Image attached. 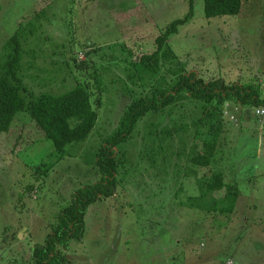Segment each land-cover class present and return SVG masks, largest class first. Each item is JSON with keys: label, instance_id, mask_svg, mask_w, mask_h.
I'll return each mask as SVG.
<instances>
[{"label": "rangeland", "instance_id": "obj_1", "mask_svg": "<svg viewBox=\"0 0 264 264\" xmlns=\"http://www.w3.org/2000/svg\"><path fill=\"white\" fill-rule=\"evenodd\" d=\"M192 1V18L168 41L176 58L162 60L160 72L140 88L126 80L122 63L112 65L121 58L115 47L122 44L133 59L152 53L156 37L188 12L187 0H0V52L20 24L35 20L44 9L38 22L42 29L31 43L36 65L49 71L55 63L57 70L48 72L53 83L47 87L32 84L35 94H63L78 82L89 87L92 101H101L88 137L67 145L62 155L26 113H18L9 131L0 132V264H33V248L51 233L60 213L84 186L98 181L96 155L133 93L169 90L180 67L205 82L264 83V0H242L239 14L211 19L204 16L203 0ZM97 49L101 57L85 56ZM66 61L69 70L62 65ZM96 79L102 83L99 93ZM254 111L233 99L225 107L228 120L213 170L220 169L224 181L240 192L229 218L180 205L197 195L195 183H182L184 193L175 199V160L156 176L140 161L136 136L114 194L87 207L83 238L70 242L68 264H264V114ZM146 121L168 126L167 116L155 115L140 122L139 129ZM195 143L213 150L201 136ZM176 145L170 146L173 152ZM184 162L182 157L180 166ZM194 168L199 176L209 174V168Z\"/></svg>", "mask_w": 264, "mask_h": 264}, {"label": "trees", "instance_id": "obj_2", "mask_svg": "<svg viewBox=\"0 0 264 264\" xmlns=\"http://www.w3.org/2000/svg\"><path fill=\"white\" fill-rule=\"evenodd\" d=\"M241 2L242 0H203V13L207 19L235 16L240 12ZM187 3L186 15L170 22L156 37L155 50L152 53L142 54L138 59H133L122 44L115 47L120 49L121 58L116 59L112 65L122 63L127 72L126 80L133 86L138 85L142 88L146 80H152L160 72L162 60L176 58L168 48V41L170 36L177 32L178 26L192 18L193 1L187 0ZM42 10L35 13V20L20 24L2 46L0 132L9 131L18 113H26L44 138L52 142L54 152L62 155L67 145L88 137L97 122L96 110L100 107L101 101L99 98L92 101L89 87L78 82L63 94L49 91H39L35 94L33 91L32 84L45 88L48 83H53V78L48 72L57 70L55 63H50L49 71L36 65L35 45H32L31 40L36 39L35 35L42 29V24L38 23L45 16ZM28 41L30 42L27 43ZM100 50L85 52V56L101 57ZM73 61L75 64L74 57ZM62 65L69 70L67 61ZM183 70L181 67L177 70V81L169 90L153 91L150 95L141 91L138 95L132 94L130 86L124 82L126 92L132 95L125 103L114 129L96 155L94 163L100 177L97 182L84 186L74 196L54 222L55 225L44 242L33 248V264L69 263L66 251L69 250L70 242L82 241L87 207L100 198L114 194L117 176L126 172L123 159L126 157L127 148L132 140H136V136L141 141V151L138 154L140 161H145L155 172L159 168L161 171L168 169L173 159L175 160L172 167L175 174L173 181L177 185L175 199L184 193L182 183L189 180L195 183L197 195L188 196L184 202L180 201V205L190 209H202L207 215L217 213L229 218L233 214L240 192L237 186L224 181L220 169L213 170L221 148L219 136L223 124L228 120L225 107L228 100L233 99L244 109L264 108V83L251 81L243 84L239 82L225 84L222 79L205 82L197 78L195 73H183ZM32 71L37 73L32 74ZM43 73L46 74V78L42 77ZM93 86L99 93L100 86L102 87L101 80L96 79ZM185 112L188 115H185ZM174 113L178 114L176 119L173 117ZM155 115L167 116L168 126L159 128L155 121H146L139 129L140 122ZM198 136L209 140L213 150L198 149L195 143ZM174 143L177 144L175 152L170 147L174 146ZM163 150L165 156L161 157ZM182 157L185 161L184 167L180 166ZM194 167L209 168V174L199 176ZM156 173L158 176V172ZM163 173L166 174V171ZM176 178L180 180L177 181ZM219 192L221 195L217 196Z\"/></svg>", "mask_w": 264, "mask_h": 264}, {"label": "built area", "instance_id": "obj_3", "mask_svg": "<svg viewBox=\"0 0 264 264\" xmlns=\"http://www.w3.org/2000/svg\"><path fill=\"white\" fill-rule=\"evenodd\" d=\"M255 113L257 116L263 115L264 114V108L259 107V108L255 109Z\"/></svg>", "mask_w": 264, "mask_h": 264}]
</instances>
